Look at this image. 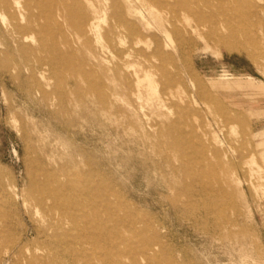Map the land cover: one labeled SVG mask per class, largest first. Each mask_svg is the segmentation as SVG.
Wrapping results in <instances>:
<instances>
[{
  "label": "rangeland",
  "instance_id": "obj_1",
  "mask_svg": "<svg viewBox=\"0 0 264 264\" xmlns=\"http://www.w3.org/2000/svg\"><path fill=\"white\" fill-rule=\"evenodd\" d=\"M17 1L0 0V264H264V45L208 41L155 0ZM223 1L240 28L264 8ZM92 181L122 217H83Z\"/></svg>",
  "mask_w": 264,
  "mask_h": 264
},
{
  "label": "bare ground",
  "instance_id": "obj_2",
  "mask_svg": "<svg viewBox=\"0 0 264 264\" xmlns=\"http://www.w3.org/2000/svg\"><path fill=\"white\" fill-rule=\"evenodd\" d=\"M32 1H35L37 3V6H40V1L38 0H27L25 7L26 8L32 7ZM213 1L214 0H204L205 8L198 5H193L189 0H175L174 3H169L167 0H155V3L160 7L168 8L169 10L173 11L175 13V19H177L180 23H182V26L185 25L187 27H191L192 30L195 31L201 30L203 28L210 29V32L209 33L207 32L204 35V38L207 39L208 41H214L219 44H225V43H232L233 41H236L238 39L241 40L243 39L244 41H248V42L254 41L256 44L261 43L264 45V21L262 20V16H261V13L264 12L263 7H260L259 5L258 6L253 5L251 9H249L250 13L248 12V15L254 14V16L257 17L258 20L257 24L252 23L250 26L243 25V28H240L239 25L242 24L241 23L243 21L242 17L244 16L241 7L238 5L231 7L228 5V3H224L223 0H217L218 3H214ZM15 3L16 5H20V3L17 0ZM57 6L58 5L55 2L52 3L53 9L57 10L58 8ZM4 8L10 9V5L7 4L6 2ZM18 8L21 11L22 7L20 6ZM184 16L186 17V23H183ZM173 22L174 23H172L171 25L175 26L176 25L175 21ZM163 27L165 32L169 29L168 25H163ZM223 29H225V31ZM133 34H136L135 30H133ZM152 34H153L152 36L156 35L155 33ZM139 53H140L139 50L133 48L134 55L137 56ZM155 58H159V57L154 51H152V59ZM44 189L46 188L44 187ZM82 189H83L82 192L79 194L78 199L77 201H75L74 204L77 207L84 209L83 217L86 220H88L89 222L92 221L94 219L93 218L94 213L96 212L99 213L102 212L104 214L117 215L118 217H122L121 213L124 209V206L127 205L121 199H117V201H114L113 199L109 198L110 195H114V189L112 188V186L103 182L97 183L95 181H92V183L90 184V190L93 191V196L97 198L99 201L98 205L95 207H92L91 205L88 207L86 206L84 200L87 199L88 197L90 198L91 196L88 195L89 190H86V188L84 187ZM46 191L48 193V190ZM107 191L109 192L107 193ZM101 222L102 223L100 224H103L105 228L120 224V221L108 217L101 220ZM121 222L123 224V221ZM98 228L102 230V228L100 227Z\"/></svg>",
  "mask_w": 264,
  "mask_h": 264
}]
</instances>
